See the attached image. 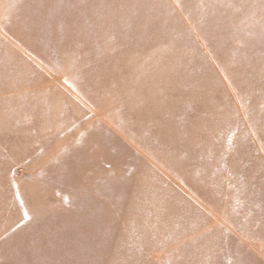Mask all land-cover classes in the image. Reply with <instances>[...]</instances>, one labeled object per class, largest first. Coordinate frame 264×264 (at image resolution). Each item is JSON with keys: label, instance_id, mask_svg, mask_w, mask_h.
I'll return each mask as SVG.
<instances>
[{"label": "rangeland", "instance_id": "rangeland-1", "mask_svg": "<svg viewBox=\"0 0 264 264\" xmlns=\"http://www.w3.org/2000/svg\"><path fill=\"white\" fill-rule=\"evenodd\" d=\"M83 1L0 0V264H264V218L222 202L212 159L174 169L199 156L187 143L204 141L239 147L264 182V0H239L243 17L222 26L215 0L202 14L192 0H153L189 46L148 28L159 20L143 0L112 4L109 25L107 5L76 12ZM144 86L184 93H135ZM216 125L232 134L214 141ZM197 181L206 192L190 189Z\"/></svg>", "mask_w": 264, "mask_h": 264}, {"label": "bare ground", "instance_id": "bare-ground-1", "mask_svg": "<svg viewBox=\"0 0 264 264\" xmlns=\"http://www.w3.org/2000/svg\"><path fill=\"white\" fill-rule=\"evenodd\" d=\"M131 1H133V0H109L108 2H106V1L103 2L102 0H88V1L84 0L82 2V4H84V5L82 6V8H80L81 10H77L76 12L81 11L83 13L84 12L89 13V12L97 11V13H98L100 3H102V5L105 4V5H107V15L108 16L104 17V22L105 23L107 22V25H109L111 23L110 18L112 17V15H111L112 9H109L108 7H110L113 4V5H118L119 6L118 8H121V7L124 8L125 6H129ZM201 1H203V0H192V2L194 3L193 9L196 10L199 14H202V11H203V5H202ZM79 2H81V0H79ZM215 2H216V4H215L214 8H213V6H211V8H213V10L216 9V12H215V10L213 11L211 18H213L212 20H216V22L211 23L212 25H219L220 26L222 23L227 22V20L229 18L234 17V16H236V18H242L243 17V15H238L236 13V10H237L236 8L239 7V5H240L239 0H215ZM70 3H71V1H70ZM85 3H87V4L85 5ZM143 3L145 5L144 14H147L149 17L150 16L153 17V14H154L153 10H154L155 14H157L156 19L159 20V21H155V23H152L151 25H149V24L147 25V24L143 23L142 25L144 27L148 26V28H156V29L163 31V33H165V32L169 33V31H171V32L175 33V35L170 38L172 41H174V39L176 38V40L178 42H181V43L183 42L182 44L186 43L187 46H189V44L187 42V40H189L188 39L189 37L186 36L187 32H183L182 31L183 28L181 26H179V24L175 23V21L172 20L170 11L161 12L160 8H159L160 3H155L153 0H143ZM23 9H24V6H23ZM229 9L231 10L230 14L228 13ZM234 11H235V14H234ZM37 12H38L37 15H39V13H42L43 10L40 9V10H37ZM44 13L46 14V17L49 16V13L46 11V9L44 10ZM115 13L118 14L117 11L114 10L113 14H115ZM155 14H154V16H156ZM31 17H32V15H31ZM21 18H23V17H21ZM28 19H29V17H28ZM28 19L24 20V22L27 23ZM10 20H11V23L9 25L12 26L13 29L19 27L17 24V21H20V18L14 17L13 19H10ZM34 20H36V18H34ZM196 22L198 24L202 25V23H201L202 20H200V21L198 20ZM45 24L46 25L44 28L48 29L51 27L50 26L51 24L49 21L46 22ZM34 25H35L34 27H36L37 29L34 30V27L30 28V30H29L30 33H34L36 31L39 32L40 30L43 29L41 27L42 25H40V24H39V26H37V24H34ZM21 26H22L21 30L25 34L26 29L23 28V25H21ZM32 30H34V32H32ZM260 40L261 39L258 36L256 41L259 43V42H261ZM146 42L147 41H145V43ZM157 54H158V52H157ZM142 57L146 58L147 56L144 55ZM197 59L198 58L196 56V59H194L193 61L196 63V66H199V64L197 63L198 62ZM188 63H189V61H188ZM236 64H238V63L235 61L234 65H236ZM145 72L146 73H154L155 71L154 70L150 71L149 68H146ZM156 74H158V73H154V75H156ZM161 74L163 75L162 72H161ZM228 74H229V76H231V79L234 78L235 79L234 81L237 82V80H240L241 77L246 76L247 72L237 73L236 71L231 70V74L230 73H228ZM158 75H160V74H158ZM172 89L173 88H168V87L161 88V87H159L158 89L156 88L153 91L150 87L144 86V87L135 89V93H139L140 91H147L148 90L150 95L155 94L156 96H154V98L158 97L160 99L164 98V97H170V96H167L169 93L175 97L176 96L180 97V95L182 93H184V91H183L184 88H182V87L176 88V89L174 88V90H172ZM201 95H203L202 92H201ZM133 97L135 98L136 96H133ZM136 103L137 102L132 101L130 103V106L138 108V107H141V105H143V103H141V102H139L140 105H137ZM149 103L152 104L151 102H149ZM152 105L155 107H160L162 109H166V106L164 105V103L156 102L155 105L154 104H152ZM172 106H173V104H172ZM185 109H183V110H185ZM196 109L200 110L201 112H204V111L206 112L207 107H205V102L203 103V106H198V107H196ZM221 110H222V108H221ZM213 111H215V110H213ZM181 113H184V112L181 111ZM186 113H187V111H186ZM221 115H222V111L216 110L215 112L210 113V118L215 119L216 117L221 116ZM161 116L162 115L154 116L155 118H153V119L160 121L162 118ZM263 121H264V119H263ZM199 124H201V123L195 122V124L191 127V131L189 133V137H191V139L188 138L189 141L194 139L193 137H195V135H196L195 134L196 129L197 128L201 129V125H199ZM221 126H223V125H221ZM221 126L216 125V127L214 126V128H213V126L206 127V129H208V130L212 129L215 132L214 136H212V139H214V141L220 142V141L224 140V138H226L232 134L231 130L225 129V128H220ZM263 133H264V131H263ZM168 140H170V139H168ZM203 143H204V141H202V142L198 141L197 144L194 141L187 143V145H189V147L190 146H192L193 148L197 147V149H196L197 155H199V156L190 157V158H188V160L185 159L184 161L186 163V166L184 168H175L174 167V169L177 172L183 171V173H186V175L187 174L190 175L189 173H191L190 172L191 168L188 165L190 164L191 161L198 160V158L203 159V158L209 157L210 159H212L211 160L212 162H207V166L205 165V169L206 170L210 169V172H213V175H216V176L219 175V177L214 178V180H215V182L217 181L218 184L217 183L216 184L219 185L216 192H218L220 190L222 202L223 201L225 203L231 202L233 204V201H235V203H236V200L244 201V206H243L244 210L254 211L255 213H257L258 215H260L261 217L264 218V182L261 181L260 179H258V175H256V171H258V169H259V165L257 164V162L255 163V168L253 170V169H251L250 164L248 165L247 163H245V159H244L245 156H243L242 154H239L240 153L239 147H235V148H233V150H227V151L223 152V151L219 150L216 146H214L213 143H211V144L205 143V147L202 146ZM263 175H264V173H263ZM209 184H210V182H208V181H205L204 183L201 181H197V182H195V184H192V183L190 184V189L196 190L198 193H200L201 190L206 192V189L209 188ZM198 186H199V189L196 188ZM209 194L213 195V193H211V192ZM222 202H221V205H223ZM250 205H252V207H250ZM234 210L236 211L237 207L234 206ZM263 225H264V223H263ZM263 230H264V226H263V229L260 231L261 234L259 233L261 235L260 236L261 238L264 237V233L262 232Z\"/></svg>", "mask_w": 264, "mask_h": 264}]
</instances>
